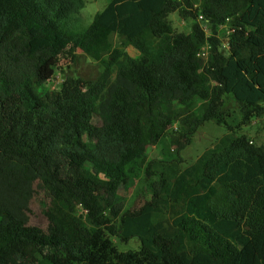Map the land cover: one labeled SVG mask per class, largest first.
Masks as SVG:
<instances>
[{
    "label": "trees",
    "instance_id": "obj_1",
    "mask_svg": "<svg viewBox=\"0 0 264 264\" xmlns=\"http://www.w3.org/2000/svg\"><path fill=\"white\" fill-rule=\"evenodd\" d=\"M83 5L0 0V264H264V147L226 134L184 169L148 160L166 134L180 151L204 122L226 124L227 96L263 112L264 0H111L75 33ZM226 21V52L210 37L199 57L200 22ZM76 50L99 76L38 94ZM143 172L159 176L151 198L124 209L113 189ZM110 235L140 246L119 252Z\"/></svg>",
    "mask_w": 264,
    "mask_h": 264
},
{
    "label": "rangeland",
    "instance_id": "obj_2",
    "mask_svg": "<svg viewBox=\"0 0 264 264\" xmlns=\"http://www.w3.org/2000/svg\"><path fill=\"white\" fill-rule=\"evenodd\" d=\"M111 0H83L84 5L78 14L81 18L80 25L74 28L75 33H82L90 25L94 15L101 11ZM169 20L174 30L178 33L188 34L191 31L194 21L189 18H181L177 12L169 14ZM202 21V20H201ZM205 29L204 42L199 48L198 56L206 57L209 50V38L214 37L219 43V49L226 52L227 37L230 33L229 22L226 21L216 28H211L208 24L200 22ZM110 41L113 49H119L127 52L134 58L140 57V53L135 50L122 37L112 34ZM103 71V67L95 61L86 57L83 53L76 50L73 54H67L59 59L58 65L50 81L38 87L37 93L45 94L51 90H57L61 87L63 80L68 78L81 79L88 83L95 80ZM263 109H264V103ZM223 112L226 124L218 122L216 119L208 120L200 125L191 134L189 143L180 151L169 134L164 135L159 143L148 149V160L159 161L162 163H177L178 167L184 169L195 163L197 159L205 152L215 146L220 138L226 134L234 136H245L252 144L264 147V110L260 115L254 114L249 119L245 117L246 112L242 106L235 101L232 96L225 98ZM93 123H99V117L93 115ZM159 176L153 174L146 176L145 172L137 178L127 180L125 183L117 184L111 195L117 194L123 199L124 209H131L141 205L149 200L152 195L151 184ZM79 209L77 214L82 215ZM83 218L86 220L85 215ZM119 252L137 250L140 246L136 237H131L127 241H122L117 236H109Z\"/></svg>",
    "mask_w": 264,
    "mask_h": 264
},
{
    "label": "built area",
    "instance_id": "obj_3",
    "mask_svg": "<svg viewBox=\"0 0 264 264\" xmlns=\"http://www.w3.org/2000/svg\"><path fill=\"white\" fill-rule=\"evenodd\" d=\"M198 19L201 21V20H202V16H201V15H199V16H198Z\"/></svg>",
    "mask_w": 264,
    "mask_h": 264
},
{
    "label": "clouds",
    "instance_id": "obj_4",
    "mask_svg": "<svg viewBox=\"0 0 264 264\" xmlns=\"http://www.w3.org/2000/svg\"><path fill=\"white\" fill-rule=\"evenodd\" d=\"M200 21V20H199Z\"/></svg>",
    "mask_w": 264,
    "mask_h": 264
},
{
    "label": "crops",
    "instance_id": "obj_5",
    "mask_svg": "<svg viewBox=\"0 0 264 264\" xmlns=\"http://www.w3.org/2000/svg\"><path fill=\"white\" fill-rule=\"evenodd\" d=\"M110 2V1H109Z\"/></svg>",
    "mask_w": 264,
    "mask_h": 264
}]
</instances>
